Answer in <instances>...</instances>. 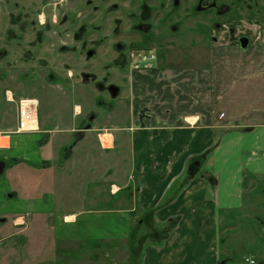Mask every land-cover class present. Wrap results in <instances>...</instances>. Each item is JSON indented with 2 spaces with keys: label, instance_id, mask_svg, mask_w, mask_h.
I'll list each match as a JSON object with an SVG mask.
<instances>
[{
  "label": "crops",
  "instance_id": "1",
  "mask_svg": "<svg viewBox=\"0 0 264 264\" xmlns=\"http://www.w3.org/2000/svg\"><path fill=\"white\" fill-rule=\"evenodd\" d=\"M153 67L128 77L138 84L134 102L141 108L135 114L131 106L123 118L116 113L121 124L115 126L49 128L39 121V130L17 132V101L25 96L16 98L6 89L7 100L15 103V122L0 128V160L8 171L10 197L19 200L18 211H25L12 216L7 237L23 224L19 232L26 234L39 226L52 234L57 252L67 250L83 264L89 259L81 248L86 243L94 249L108 240L116 242V253L131 257V235L132 246L148 243L142 256H132L141 257L142 264H232L221 258L223 224L244 218L232 213L243 206L245 184L251 176L258 181L264 177V119L256 125L230 123L219 108L229 89L221 93L213 85L217 107L198 112L192 105L202 102L203 90L189 93L183 87L185 81L198 84L191 83L196 72H159ZM160 75L165 83L172 81L170 91L157 82ZM162 98L170 105L166 109ZM146 99L154 101L143 105ZM84 111L75 104L73 116ZM74 132L78 136L72 141ZM42 133L46 136L35 139ZM70 143L61 162V151ZM18 147L22 154L10 158ZM29 148L37 154L35 160L24 156ZM170 224L175 227L171 233L159 237L148 229ZM56 229L63 230L58 238Z\"/></svg>",
  "mask_w": 264,
  "mask_h": 264
},
{
  "label": "rangeland",
  "instance_id": "2",
  "mask_svg": "<svg viewBox=\"0 0 264 264\" xmlns=\"http://www.w3.org/2000/svg\"><path fill=\"white\" fill-rule=\"evenodd\" d=\"M39 1L41 0H0V41L4 39H2L3 31L8 22L7 8L11 10L9 31L15 34L11 37L12 42L9 46L0 43L1 53L4 49H8L6 56L0 58V128L7 126L9 122H15V116H11L14 114L12 108L15 103L7 100L6 89H10L16 98L37 97L39 121L48 123L49 128L74 123L82 124L83 128L88 125L91 128L97 124H111V126L121 124L116 113L123 118L132 112L131 106L135 114L141 108L134 102L138 84H135L132 78L130 82L128 77L140 74L141 72H137V69H147L152 66H154L152 71L159 72L169 69L174 73L186 70L188 73L196 72V75H193L196 81L191 82L198 83L196 86L190 85L187 81L185 86H181L189 93L199 92L198 88L203 90L202 102L192 105L199 108L198 112H206L209 107H217L218 104L213 106L215 102L210 89L213 85L221 93L229 89L226 99L220 102L218 107L225 109L228 114L226 119L230 123L256 125L263 121L264 15H254V9H236L235 16L227 15L220 19L211 18L212 12L205 11L187 18L183 24H180L181 29L172 31L169 25L175 23L172 21L174 18L181 19L182 14L185 13V3L180 0V5H177L179 8L173 11L174 8L170 3L172 0H152L151 3L160 8L158 14L152 11L150 19L153 28L140 30L139 26L146 24L145 20L148 19L140 17L142 9L134 5V0H120V5L115 7L111 2L114 3L116 0H104L105 5L100 3V0H84L83 4L81 3L84 8L80 15L82 21L72 19H78L76 14L65 15L59 11L63 5H58L57 10L54 11L58 14L52 16L55 9L53 3L57 0H48V6L52 4L44 11L46 18L41 16L45 24L39 21L38 42L36 39L37 16L25 14L22 9L31 10L39 6L40 11L42 4L40 5ZM135 2L140 3V0ZM69 3L71 4V1ZM75 3L78 4L79 0H75ZM170 16L173 18L170 19ZM217 21L221 27L215 25ZM230 27L236 29V35L242 34L251 38L248 48H243L235 36L230 35ZM75 30L81 34L76 36ZM116 41L125 44V55L130 62L127 68H123L116 60L119 54ZM32 43L34 45H29ZM145 44L149 45L147 49L158 50L153 53L156 60L135 63L141 58V54L146 52ZM36 45L39 46L37 51L34 50ZM28 49L33 50L36 58H28L29 60H24L23 63L17 62V58ZM90 51L92 54H89ZM6 69L7 72H5ZM85 74L89 75L88 78ZM92 74H96L99 79L107 76L103 81L115 84L113 92L95 84L97 78H91ZM167 75L165 74L166 77ZM184 77L189 76L184 75ZM159 81L166 84L165 91L172 89L170 86L172 81L165 83L161 75L157 82ZM148 93L143 97L146 98ZM208 94H210L209 97ZM148 99L143 105H151L150 101H154V99ZM75 104L84 107L82 116H73ZM169 106L167 102L163 103L162 98V107L166 109ZM182 110L185 109L182 108ZM214 110L217 113V108ZM8 113L10 115L6 116ZM141 114L144 113L141 112ZM220 115L221 118L225 116L223 112ZM194 119L189 117L191 121ZM43 135L46 136L42 133L41 137L35 139H40ZM77 136L78 134L74 132L71 136L72 141ZM68 146L71 149L73 145L70 143L64 146L61 151V162L66 159L65 153ZM18 154H22L19 147L14 152H10L9 157ZM26 155L31 160L37 158V154L31 148L24 154ZM7 177L8 171L4 172L1 167L0 264H83L75 261L73 254L67 250L57 252L51 243L52 234H47L39 226L35 231L26 234L19 232L25 225L23 224L17 230L14 229L17 234L3 240L7 237L6 233L12 225V216L20 212L25 213L16 208L19 200L10 197V183ZM249 179L241 196L243 206L236 208L232 213V215L244 214V218L238 217L227 221L228 226L223 224L221 258L226 260V263L244 264L245 257L254 255L250 253L251 251L264 254V177L259 181L254 176ZM114 190L113 185L111 191ZM170 226L172 227L169 230ZM173 228H175L173 224L164 228L148 226L150 232L155 233L157 237L170 234ZM62 231V229H56L57 238ZM132 236L129 239L131 257H124L120 252L116 253L115 246L120 245L109 240L102 241L103 245L94 249H91L88 243L81 244V248L87 250L86 258L87 256L89 258L85 264H142L141 257L132 256L137 252L141 254V250L147 247L148 243L145 240L138 243V246L136 242L132 246ZM44 249L45 253L42 254ZM255 257L259 260L257 255Z\"/></svg>",
  "mask_w": 264,
  "mask_h": 264
},
{
  "label": "flooded vegetation",
  "instance_id": "3",
  "mask_svg": "<svg viewBox=\"0 0 264 264\" xmlns=\"http://www.w3.org/2000/svg\"><path fill=\"white\" fill-rule=\"evenodd\" d=\"M64 1L65 0H57V2L53 3V8H55V9L53 10V13H52L53 15L52 16H56L58 14L57 12H54L55 10H57L58 5H63L61 10H59V11H61L65 15H68L69 13H70L69 15L76 14L78 19H75V18H72V19L79 20L81 18L80 15H82V10L84 9L81 6V3L83 4L84 0H79L78 4H76V3L74 4L75 0H66L65 2ZM70 1H71V4L69 3ZM151 1L152 0H140V3H138V2H135V0H134V2H133L135 6H138L140 9H142L141 12H140V17L148 19V20H145V21H147L146 24L139 26V28L141 27L140 30H142V29H144V30L151 29L152 30V28H153L152 25L153 24L151 23V19H150L152 17V11L154 10V12L158 14V11L160 10V8L156 7L155 5H153L151 3ZM62 2H64V3H62ZM118 2H119V4H118ZM183 2L185 3V7H184L185 13L182 14L181 19L177 17V20L175 18L172 20V21L175 22V23L169 25L172 31L176 30L177 28L181 29V25L180 24H183L184 20H186L187 18H191L195 14L202 13V12H205V11L212 12L210 14V16L213 19L214 18H217V19L224 18L227 15H229V17H230V15L231 16L232 15L235 16L236 9L242 10V8H244L246 10L254 9V15H261V14L264 15V0H183ZM39 3H40V5L42 4L40 6V8H42V9L40 11H39V6H35L31 10L22 9V11L25 14L29 13V14L35 15V17L37 16L36 20L38 22H36V25L38 27L37 28V32L38 33L36 32L37 33L36 39H37L38 42H39V21L42 24H45L44 23L45 22L44 19L46 18V16H44L45 15L44 11H46L47 8L52 4V3H50V5L48 6V3H49L48 0H41V1H39ZM100 3L104 4V0H100ZM170 3L172 4V7L174 8L173 11H175V10H177L179 8V6H177V5L179 3H181V1L180 0H172V1H170ZM43 4H46V5L43 6ZM111 4H113L114 7L118 6V5H120V0H116L114 3L112 1ZM140 5H141V7H140ZM163 5H165V3H163ZM16 9L19 10V8H16ZM7 10H8L7 11L8 22H7V26L5 25L6 26L4 28L5 30L3 31L2 39L3 38L4 39L1 40L0 43L3 44V45L5 44L6 46H9V44L12 42L11 37L14 36L15 34L14 33L11 34L10 31H9L10 30L9 25L11 23V14H10L11 10H10V8H7ZM170 13H171V11H170ZM42 15L44 16L43 20H41L42 19L41 18ZM172 18H173V16H170V19H172ZM80 21H82V20L80 19ZM25 22H27V21H25ZM179 25H180V27H179ZM215 25L217 27H221L220 26L221 24L218 21L215 23ZM74 26H77V25H74ZM229 32H230V35L233 34L235 36V38L238 41L239 45H241V39L242 38H248L249 39V43H248V46L246 48H248L250 46L251 38L249 36L242 35V34L241 35H239V34L236 35V29L234 27H230ZM75 33H76V36H79L81 34L79 32H76V30H75ZM75 33H74V35H75ZM115 44H116V47L119 48V50H118L119 54L117 55L116 60L123 68H127L130 65V62H128V57L125 55V52H126V49L124 47L125 44L120 43L118 41H116ZM29 45H34V44L32 43V44H29ZM146 46H149V45H146ZM38 48H39V46L36 45L34 50L37 51ZM156 51H158V50L156 49ZM6 52H8V49H4L3 53H1V51H0V58L5 57L6 56ZM90 53H91V51H90ZM28 58L29 59L36 58L35 57V53L33 52L32 49H28L27 51H25V53L22 56L20 55L17 58L18 59L17 62L23 63L24 60H29ZM5 72H7V69H6ZM85 75H86L85 77L89 76L87 74H85ZM90 77L94 79V78H97V75L96 74L95 75L92 74ZM106 78H107V76H104L102 79L97 78L98 82L96 81L97 83L95 82V84H97L98 86H101L102 88H104V90L110 89L113 92V90L115 89V86H114L115 84H113V83H111L109 81H103ZM3 166H4V163H3L2 160H0V169ZM7 238H9V237H5V238H3V240H5ZM250 253L254 254V255H251L254 258V264H264V258H263L264 254H262V252L258 254V253H254L253 251H251ZM255 255H257L259 260L256 259Z\"/></svg>",
  "mask_w": 264,
  "mask_h": 264
},
{
  "label": "built area",
  "instance_id": "4",
  "mask_svg": "<svg viewBox=\"0 0 264 264\" xmlns=\"http://www.w3.org/2000/svg\"><path fill=\"white\" fill-rule=\"evenodd\" d=\"M144 51L146 52L141 54V58L136 60L135 63H138V61L152 62L156 60V57L153 54L155 52L154 50ZM38 101L39 100L37 98L27 96L18 99L17 132H35L39 130ZM244 264H254V259L252 257H247L244 261Z\"/></svg>",
  "mask_w": 264,
  "mask_h": 264
},
{
  "label": "water",
  "instance_id": "5",
  "mask_svg": "<svg viewBox=\"0 0 264 264\" xmlns=\"http://www.w3.org/2000/svg\"><path fill=\"white\" fill-rule=\"evenodd\" d=\"M248 43H249V39L248 38H242L241 39V46L242 47H247L248 46ZM89 54H92V52L91 53H89ZM90 125H88V127H89Z\"/></svg>",
  "mask_w": 264,
  "mask_h": 264
},
{
  "label": "trees",
  "instance_id": "6",
  "mask_svg": "<svg viewBox=\"0 0 264 264\" xmlns=\"http://www.w3.org/2000/svg\"><path fill=\"white\" fill-rule=\"evenodd\" d=\"M80 133V132H79ZM78 134V133H77ZM191 174H192V172H191ZM172 226H170V227H168V229L170 230V228H171Z\"/></svg>",
  "mask_w": 264,
  "mask_h": 264
},
{
  "label": "bare ground",
  "instance_id": "7",
  "mask_svg": "<svg viewBox=\"0 0 264 264\" xmlns=\"http://www.w3.org/2000/svg\"><path fill=\"white\" fill-rule=\"evenodd\" d=\"M38 105H39V101H38ZM38 105H37V106H38Z\"/></svg>",
  "mask_w": 264,
  "mask_h": 264
}]
</instances>
